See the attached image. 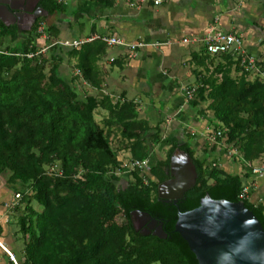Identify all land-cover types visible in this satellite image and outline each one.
<instances>
[{
  "label": "trees",
  "instance_id": "1",
  "mask_svg": "<svg viewBox=\"0 0 264 264\" xmlns=\"http://www.w3.org/2000/svg\"><path fill=\"white\" fill-rule=\"evenodd\" d=\"M36 4L47 14L62 10L58 0ZM41 18L20 31L25 34L21 40L13 24L0 21V174L20 196L13 207L22 239L17 264H197L173 231L177 211L196 207L209 192L215 198L241 199L242 186L252 183L250 164L264 160V78L243 70L230 54L209 55L202 46L197 50V87L189 103L197 115L207 116L212 131H220L216 140L221 147L235 152L230 157L239 172L223 173L211 160L219 144L205 142L197 154L188 140L164 142L162 121L152 126L131 99L79 96L59 67L64 57L75 58L79 76L100 89L92 41L79 49L63 47L55 43L57 30L44 26L48 46L37 52ZM93 43L102 52L104 43ZM258 61L264 66V59ZM100 110L105 113L94 119ZM162 142L167 144L163 159L148 171L130 170L125 184H119L121 159L126 164L148 159L152 146ZM178 149L189 155L196 177L172 204L157 198L156 186L168 178L169 156ZM51 164L61 175L45 172ZM242 200L264 223V192ZM133 210L161 222L166 236L136 230ZM119 214L123 219L117 223Z\"/></svg>",
  "mask_w": 264,
  "mask_h": 264
},
{
  "label": "crops",
  "instance_id": "2",
  "mask_svg": "<svg viewBox=\"0 0 264 264\" xmlns=\"http://www.w3.org/2000/svg\"><path fill=\"white\" fill-rule=\"evenodd\" d=\"M36 1L22 0L21 3L25 7L30 4L36 7ZM58 1L62 3L61 12L43 13L39 21L43 24V33L44 26L57 30L56 41L98 34L115 36L124 42H165L141 48L132 57L124 46L104 43L102 52L97 53L99 45L89 42L94 46L90 51L95 58L92 65L101 75L100 89L91 87L79 76L75 58L64 57L59 67L63 78L79 96L99 93L114 99L133 100L138 114L148 119L152 126L162 121L164 142L191 138L192 142H189L193 145L199 140L201 144H211L206 135V130H212L207 116L197 115L190 100H185L182 94L183 87L197 85L195 65L200 63V58L196 54L201 44L198 41L183 43L182 38L201 37L215 19L218 29L240 33L245 50L256 59H264V0ZM16 29L20 40L24 39L25 34L20 31L28 30ZM38 34L35 46H48L47 33ZM189 115L192 126L184 128ZM228 151L229 148L218 147L211 157L212 163L220 171L239 172V164L231 161ZM263 183L260 178L250 189L254 190ZM16 193V186L8 184L6 175L0 174V264L13 263L7 252L13 255L16 263L21 258L13 211L20 199V196L14 197ZM252 194L248 195L250 199H253Z\"/></svg>",
  "mask_w": 264,
  "mask_h": 264
},
{
  "label": "water",
  "instance_id": "3",
  "mask_svg": "<svg viewBox=\"0 0 264 264\" xmlns=\"http://www.w3.org/2000/svg\"><path fill=\"white\" fill-rule=\"evenodd\" d=\"M15 2L0 0V21L5 25L29 30L34 20L46 13L37 4L25 7ZM168 172L169 177L157 184L156 196L175 204L194 184L196 172L189 155L179 149L169 156ZM135 213L146 215L150 222V229L140 233L166 236L161 222L139 210H133L131 218ZM132 224L136 229L133 218ZM173 231L186 242L197 264H264V223L246 200L215 198L209 192L196 207L177 211Z\"/></svg>",
  "mask_w": 264,
  "mask_h": 264
},
{
  "label": "built area",
  "instance_id": "4",
  "mask_svg": "<svg viewBox=\"0 0 264 264\" xmlns=\"http://www.w3.org/2000/svg\"><path fill=\"white\" fill-rule=\"evenodd\" d=\"M161 0H154V3H158ZM216 20H213V23H211L209 26L206 27L205 31L203 32L201 37H184L181 39L183 43L188 42H196L198 41L201 46L205 49V51L209 55H215V54H230L235 60L238 61L239 66L242 67L245 71H250L251 74H258L262 78H264V66L258 64V59L255 58L251 53L247 52L243 46V38L240 33L235 32H227L220 30L216 27L214 24ZM42 22L37 23L36 32L40 33L41 35H45L43 33V26ZM99 40L106 45H121L124 46L127 49L128 55L130 57L134 56L136 52L145 47H154L161 45L163 42H147L143 40H137L133 42H124L120 40L118 37L115 36H108V35H98L93 34L89 35L82 39H71V40H62V41H56L55 43H58L59 45L67 48H73V49H79L82 45L94 41ZM52 44V43H51ZM165 44V42L163 43ZM47 47V46H46ZM46 47L40 48L37 52H43ZM3 51L0 50V53ZM32 54L27 53L26 56L30 57ZM78 72V71H77ZM197 85H191V86H185L182 88V94L185 98V100H191L195 89ZM220 134V131H212L206 130V135L209 143L213 144H219L218 146H222V141H217L216 137ZM229 154L235 153L234 150L229 149ZM212 165H214L212 163ZM125 166L126 172L128 173L132 169H139L141 171H148L149 170V163L148 159H134L130 162H128ZM45 172L50 175H61V170L55 165L51 164L46 166ZM250 174L252 178V183H246L242 186L240 192H239V198L246 199L248 198V190L250 186H254V182L258 179L262 178L264 176V160L258 159L250 164ZM19 194L16 193L14 197H18ZM123 217L121 214H119L115 221L117 223H120L122 221ZM2 247V245L0 244ZM8 258L13 262V264H17L13 258V255L7 252Z\"/></svg>",
  "mask_w": 264,
  "mask_h": 264
},
{
  "label": "rangeland",
  "instance_id": "5",
  "mask_svg": "<svg viewBox=\"0 0 264 264\" xmlns=\"http://www.w3.org/2000/svg\"><path fill=\"white\" fill-rule=\"evenodd\" d=\"M104 113L105 112L103 110H100V114H97V113L94 114V119L99 120L100 115H103ZM139 116H141V115H139ZM184 123H185L183 125L184 128L185 127H191L192 126L191 121H190V115L187 117L186 122H184ZM183 137H185V136L183 135ZM188 141L192 142L191 141V138ZM201 143H202L201 140H199L198 143H196L194 145L191 143V145L196 149V153L197 154L199 153V148L202 145ZM166 148H167V144H165L163 142L161 144H157V145L152 146V149L150 150L151 151L150 152V155L148 156V163H149V165L154 164L157 161V159H163L165 157V149ZM123 155H126V153H122L121 154V157ZM120 165L122 166V171L120 172V181H119V184H121L123 186L125 184V182H126V177H127L126 174H127V172L125 170H126V167L127 166H125L126 163H125V161H123V159L120 160ZM221 172L225 173L226 171H221ZM261 182H264V176L261 178ZM252 192H253V194L251 195L252 198L253 199H256L257 196L261 195L264 192V183H263L262 186H257L256 188H254V190H251V193ZM19 243L22 246V239L19 240Z\"/></svg>",
  "mask_w": 264,
  "mask_h": 264
},
{
  "label": "flooded vegetation",
  "instance_id": "6",
  "mask_svg": "<svg viewBox=\"0 0 264 264\" xmlns=\"http://www.w3.org/2000/svg\"><path fill=\"white\" fill-rule=\"evenodd\" d=\"M16 2L18 5H20V2H22V0H16ZM132 218L137 230L147 231L150 229V222L148 219H146V215L135 213L133 214Z\"/></svg>",
  "mask_w": 264,
  "mask_h": 264
}]
</instances>
